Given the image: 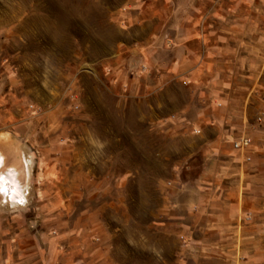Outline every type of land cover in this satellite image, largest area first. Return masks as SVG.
Returning a JSON list of instances; mask_svg holds the SVG:
<instances>
[{
  "label": "rangeland",
  "instance_id": "374dc122",
  "mask_svg": "<svg viewBox=\"0 0 264 264\" xmlns=\"http://www.w3.org/2000/svg\"><path fill=\"white\" fill-rule=\"evenodd\" d=\"M194 1L0 0V169L18 170L0 186L25 189L14 206L0 192V218L64 242L80 232L94 264H182L184 240L160 224L173 183L211 182L215 159L192 126L210 108L180 78L154 87L165 69L156 66L177 49L166 25ZM199 16L198 37L233 38V0H205ZM255 121L241 133L260 162L264 121ZM223 128L233 169V128ZM238 153L236 165L251 167Z\"/></svg>",
  "mask_w": 264,
  "mask_h": 264
},
{
  "label": "crops",
  "instance_id": "0c3cea01",
  "mask_svg": "<svg viewBox=\"0 0 264 264\" xmlns=\"http://www.w3.org/2000/svg\"><path fill=\"white\" fill-rule=\"evenodd\" d=\"M204 4L205 0H196L186 18L171 19L166 25L172 34L166 43L177 49L164 65L156 66L165 69L157 71L154 88L163 80L180 78L203 93L198 102L204 100L210 113L192 126L201 131L198 140L210 147L215 164L207 169L211 182L187 179L171 185L162 213L165 221L160 225L166 234L184 240L182 264H264V160L254 162L255 141L245 133L252 144L240 158L251 167L240 169L236 165L239 153L233 150V169H224L229 162L221 143L223 127L233 128V136H238L257 124L256 117L264 121V0H233V38L221 42L200 38L193 31L200 26ZM171 6L174 12L178 3ZM133 15L141 19L147 14L139 10ZM17 171L0 169V176L11 178ZM24 200L22 191L18 200L9 198L6 206ZM247 213L252 214L250 221L245 220ZM12 222L0 218V264H94L88 262L94 254L92 245L84 246L80 232H75L80 241L64 242L67 235L29 226L14 228Z\"/></svg>",
  "mask_w": 264,
  "mask_h": 264
},
{
  "label": "built area",
  "instance_id": "2783aa9c",
  "mask_svg": "<svg viewBox=\"0 0 264 264\" xmlns=\"http://www.w3.org/2000/svg\"><path fill=\"white\" fill-rule=\"evenodd\" d=\"M230 143L232 145V148L235 151L238 152H245L249 149V147L252 144V139L250 138V136H248L245 133H240L238 136H230ZM246 161H249V158H246ZM251 215L250 214H246L245 220L246 221H250L251 220ZM262 233L264 234V230L262 231Z\"/></svg>",
  "mask_w": 264,
  "mask_h": 264
},
{
  "label": "clouds",
  "instance_id": "9594fccd",
  "mask_svg": "<svg viewBox=\"0 0 264 264\" xmlns=\"http://www.w3.org/2000/svg\"><path fill=\"white\" fill-rule=\"evenodd\" d=\"M24 190L19 188L15 182L0 186V192H3L5 196H8L12 200H18L21 192Z\"/></svg>",
  "mask_w": 264,
  "mask_h": 264
},
{
  "label": "bare ground",
  "instance_id": "6f19581e",
  "mask_svg": "<svg viewBox=\"0 0 264 264\" xmlns=\"http://www.w3.org/2000/svg\"><path fill=\"white\" fill-rule=\"evenodd\" d=\"M6 167H7L8 169H14V165H13L10 161H7V162H6Z\"/></svg>",
  "mask_w": 264,
  "mask_h": 264
}]
</instances>
